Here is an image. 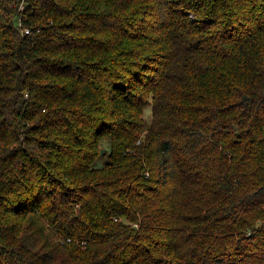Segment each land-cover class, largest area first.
Wrapping results in <instances>:
<instances>
[{"label": "trees", "instance_id": "obj_1", "mask_svg": "<svg viewBox=\"0 0 264 264\" xmlns=\"http://www.w3.org/2000/svg\"><path fill=\"white\" fill-rule=\"evenodd\" d=\"M0 264H264V0H0Z\"/></svg>", "mask_w": 264, "mask_h": 264}, {"label": "rangeland", "instance_id": "obj_2", "mask_svg": "<svg viewBox=\"0 0 264 264\" xmlns=\"http://www.w3.org/2000/svg\"><path fill=\"white\" fill-rule=\"evenodd\" d=\"M143 119L146 121L147 125L150 126V123L152 121V112H151V108L147 109V111L145 112ZM147 132V131H146ZM145 132V133H146ZM105 146H108L107 143H105ZM104 153V150H103ZM106 157H102L101 162H103L105 160Z\"/></svg>", "mask_w": 264, "mask_h": 264}, {"label": "built area", "instance_id": "obj_3", "mask_svg": "<svg viewBox=\"0 0 264 264\" xmlns=\"http://www.w3.org/2000/svg\"><path fill=\"white\" fill-rule=\"evenodd\" d=\"M21 8H24V5L22 4V7ZM25 33H29V29H26L25 30Z\"/></svg>", "mask_w": 264, "mask_h": 264}]
</instances>
